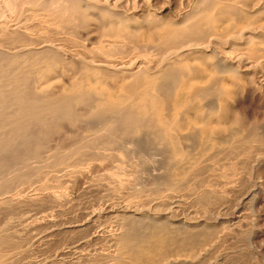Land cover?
Wrapping results in <instances>:
<instances>
[{"label": "bare ground", "instance_id": "6f19581e", "mask_svg": "<svg viewBox=\"0 0 264 264\" xmlns=\"http://www.w3.org/2000/svg\"><path fill=\"white\" fill-rule=\"evenodd\" d=\"M137 2L0 0V218L27 209L23 228L50 243L67 191L96 169L92 185L124 201L71 232L108 219L116 231L100 237L114 249L96 254L106 263L190 264L215 244L208 220L230 210L223 192L264 163V116L225 122L264 91V0H194L175 21ZM10 225L0 264H18ZM89 242L58 255L92 264Z\"/></svg>", "mask_w": 264, "mask_h": 264}, {"label": "rangeland", "instance_id": "374dc122", "mask_svg": "<svg viewBox=\"0 0 264 264\" xmlns=\"http://www.w3.org/2000/svg\"><path fill=\"white\" fill-rule=\"evenodd\" d=\"M137 1L141 2L142 0H137ZM138 2L136 3L138 10H145L147 12V9H148L147 13H149V14L153 13L154 15L162 16V18H165L166 21L168 18H169L168 21H175L179 17V15L184 13V10L187 11L190 9V7L193 6L192 3L194 2V0H146V2L149 5H147V3L144 0L142 1V2H144V5H140V3H138ZM142 2H141V4H142ZM137 4H139L140 6ZM133 5L134 4L132 3V6ZM149 8L151 11L149 10ZM138 10H137V8L135 9V11H138ZM179 10H180V12H179ZM250 11H252V10H250ZM181 12H183V13H181ZM262 14H264V11ZM173 15H174V17H173ZM170 16H172V17H170ZM170 18H172V20ZM242 104H243V106H242ZM240 105L241 106H239V107H235V108L233 107V110H235V111L231 110V113H229L230 116H228V119H226L227 121L225 120L227 125H229V126H231L230 124L234 125L233 121H235L234 119L238 118V117L244 118L245 122L247 121L246 124H248L249 126L254 125L258 122H261V120L264 116V113H263V110H264V91L263 92L261 91V93L258 92L256 94L254 92L248 94V96L244 100H242ZM236 108H238V110ZM233 116L235 118H233ZM254 169L250 170V173H249L248 179H247L248 182L244 183L245 182L244 181L243 182L244 185L241 184L240 185L241 188L237 192H235L233 195H231L232 193L223 192L224 196H226L229 199L232 198L230 200V201H232V203L230 202V206H229L230 210L228 208V211L226 214L225 213L221 214V215L218 214L217 215L218 217L215 215V216L209 218V220H208V226L213 231L212 235H214V237L216 236L218 238L216 239V237H215V244L207 252V254H205L198 262L191 261L190 264L191 263H193V264H205V263H207V264H220V263L221 264H264V163L256 166ZM94 170L95 171L92 170L90 172V174H88L89 176L87 175L88 177L86 176L87 180L86 179L85 180L87 182L86 181L82 182V183L77 182L74 184V186H72L70 188V190H68L69 192L67 191L68 194H66V196L68 195L67 196L68 198H66L67 201L65 200L67 203L64 202L61 205L62 210H61L60 215H58V224L61 223V225H63L62 222L65 223L64 225H66V227L63 225L62 227H59V228H65L66 232L67 231L68 232L67 233L64 232L65 229L64 230L59 229L60 230L59 232H56L54 235L51 236L50 240H52L53 242H51L50 240L48 241L50 243H47L45 241L42 242L43 239L41 240L38 232L31 231V233H32L31 234L29 230H26L25 228H23L24 225H26L24 220L27 219V217H28L27 214L30 215V213L28 212L27 209L19 210L20 212L17 211L15 213L16 215L15 214L10 215L9 216L11 218L10 221H9V217H7L6 220L8 221V223H6L7 221L5 219L3 220L2 218H0V227L2 226L1 228L3 229L4 227H8L11 224L10 225L11 228H9L7 233L11 234L12 236L14 235L15 238L13 236L12 237L13 240L15 241V243L18 242L16 248L18 249L17 252H18L19 257L16 259V263L26 264L29 261L28 264H34V263H36V264H72L73 262H74L73 264H77L78 260H79L77 258V257H79V256H77L78 254L77 255L72 254V256H71V254L69 255L67 253L66 255H63L60 257V255H58L59 251H57V250L61 251V249L64 248L63 251L68 252L70 249L71 243L73 241H75L78 237H80V235H82V237H88L90 239V242L88 244L89 246L86 247V251L88 252V254H90L92 256V257L90 256L91 259H93L92 264H97V263L108 264V263H106V260H103V258H101L100 255H96V254L99 252H100V254L106 253V252L108 253L109 251L114 249L113 247L111 248L112 243L110 242V240L108 238H105V237L102 238L100 236L102 235V232H101L102 230L108 231V232H111L113 230V232H114V230L116 229V225H115L116 223H114L113 221H109L108 219L107 220L109 223L107 222L106 219H105L106 222H103L105 220L102 219L103 221H100L98 224H94L92 226L89 225V226L84 227V228H86L85 230L83 229L82 231H79V232L72 230V232L75 231V233L71 232V229H73V228H68L71 226L78 225L76 223H79V225H81L80 223L83 224L85 221V218H86V214L90 213L91 211L103 210L105 208L106 203H108V202L109 203L113 202V204L118 203V205H120L124 201L123 200L124 198H122L123 196L117 197L118 196L117 194L113 195L112 192L111 191L109 192V190L105 187L103 188V187H99V186L97 187V186L92 185L93 182L90 180L91 179L96 180L97 179L96 176L98 175V173H96V169H94ZM94 178H96V179H94ZM253 183L258 184L261 187H259L257 185L256 188L255 187L252 188ZM223 188L225 189V187L219 186V189H222V191H223ZM249 190H253L251 192L253 198L251 200H249L250 201L249 203H248V201H245V203H242L240 205L241 201H239V200H241V198L239 199V197L241 196V194H243L245 192H249ZM104 191H105V194H104ZM222 191H220V192H222ZM225 194H227V195H225ZM239 194H240V196H239ZM235 195H237V197ZM113 197H115L116 199ZM120 198H122V199H120ZM117 199H118V201H117ZM120 200H121V202H120ZM235 202H236V204H235ZM231 205L233 208L236 207L235 205H237V206L240 205V208L243 209L242 214H243L244 218L241 221V223H239V225L236 224L237 220H232L233 210H232ZM227 214L229 215V217ZM13 215H15V216H13ZM222 215L224 217H222ZM23 217H25V218H23ZM59 217H60V219H59ZM102 222L105 224H103ZM7 224H8V226H7ZM233 224H234V226H233ZM95 225L97 228L95 227ZM110 225L111 226L113 225L111 227L112 229L110 228ZM221 226H222V228H221ZM107 227H109L111 230ZM2 229H0V230H2ZM93 229H95V230H93ZM106 229H108V230H106ZM221 229H223V230L220 231ZM83 232H84V234H83ZM16 238H18V239H16ZM54 238L56 241L54 240ZM72 239H73V241H72ZM100 239L104 240V243L102 241H100ZM40 240L42 243H40ZM93 241L95 243H93ZM105 242H107L108 244H106ZM45 243H46V245H43ZM63 243H64L65 247L63 246ZM69 244H70V246H69ZM92 245H94V246H92ZM102 245H104L105 247ZM59 246H62V248ZM67 246H69V247H67ZM45 247L46 248L48 247V249H46ZM102 248H105V249H102ZM104 250H105V252H104ZM21 251H23V252H21ZM96 251H98V252H96ZM210 252H212V253H210ZM23 253H25V255ZM70 256L73 258H70ZM21 258H22V260H21ZM61 258H64V259H61ZM91 259L89 258V262L91 261ZM204 259H206V260H204ZM40 260H42V261L44 260L45 263L40 261ZM62 261H63V263H62ZM205 261H207V262H205Z\"/></svg>", "mask_w": 264, "mask_h": 264}]
</instances>
